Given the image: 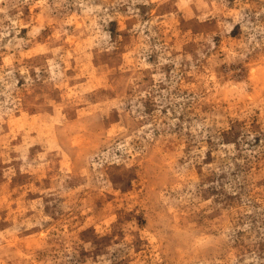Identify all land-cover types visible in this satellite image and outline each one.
<instances>
[{
  "label": "rangeland",
  "instance_id": "obj_1",
  "mask_svg": "<svg viewBox=\"0 0 264 264\" xmlns=\"http://www.w3.org/2000/svg\"><path fill=\"white\" fill-rule=\"evenodd\" d=\"M0 264H264V0H0Z\"/></svg>",
  "mask_w": 264,
  "mask_h": 264
}]
</instances>
